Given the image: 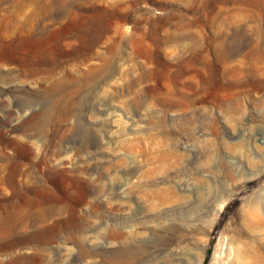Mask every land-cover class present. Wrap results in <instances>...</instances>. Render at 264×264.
I'll use <instances>...</instances> for the list:
<instances>
[{
	"label": "rangeland",
	"instance_id": "obj_1",
	"mask_svg": "<svg viewBox=\"0 0 264 264\" xmlns=\"http://www.w3.org/2000/svg\"><path fill=\"white\" fill-rule=\"evenodd\" d=\"M263 41L264 0H0V264H264Z\"/></svg>",
	"mask_w": 264,
	"mask_h": 264
},
{
	"label": "bare ground",
	"instance_id": "obj_2",
	"mask_svg": "<svg viewBox=\"0 0 264 264\" xmlns=\"http://www.w3.org/2000/svg\"><path fill=\"white\" fill-rule=\"evenodd\" d=\"M260 49L262 50V52L264 53V41L262 44L259 45ZM11 177V176H10ZM11 180L13 179V177L10 178Z\"/></svg>",
	"mask_w": 264,
	"mask_h": 264
}]
</instances>
